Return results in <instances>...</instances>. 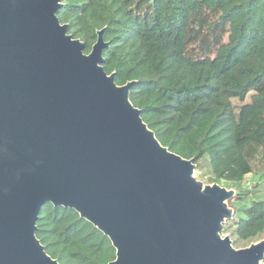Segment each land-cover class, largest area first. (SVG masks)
I'll list each match as a JSON object with an SVG mask.
<instances>
[{
	"label": "water",
	"instance_id": "water-1",
	"mask_svg": "<svg viewBox=\"0 0 264 264\" xmlns=\"http://www.w3.org/2000/svg\"><path fill=\"white\" fill-rule=\"evenodd\" d=\"M61 0H0V264H60L36 236L42 204L73 209L115 249L108 264H261L264 238L235 248L236 190L204 184L163 146L88 53Z\"/></svg>",
	"mask_w": 264,
	"mask_h": 264
},
{
	"label": "trees",
	"instance_id": "trees-1",
	"mask_svg": "<svg viewBox=\"0 0 264 264\" xmlns=\"http://www.w3.org/2000/svg\"><path fill=\"white\" fill-rule=\"evenodd\" d=\"M57 16L85 53L102 30L103 69L133 83L130 101L163 146L196 165L207 156L211 182L235 185L232 243L262 236L264 199L235 203L249 198L248 174L264 175V0H61ZM36 226L60 264L115 259L73 209L42 204Z\"/></svg>",
	"mask_w": 264,
	"mask_h": 264
},
{
	"label": "rangeland",
	"instance_id": "rangeland-1",
	"mask_svg": "<svg viewBox=\"0 0 264 264\" xmlns=\"http://www.w3.org/2000/svg\"><path fill=\"white\" fill-rule=\"evenodd\" d=\"M195 177L200 180L201 182H203L204 184H210L213 183L211 182L212 180V173H211V168H210V164H209V158L206 156L204 158H202L198 165H196L195 168V172H194ZM264 178V175L261 173H251L248 174L245 179L243 180V182L240 183L239 188H241L244 191H249V198H247L246 200L241 201V202H236L235 205L236 206H241L242 204H247L250 202L251 198H254L256 200H263L264 199V188H262V180ZM218 184L225 186L227 188H232L235 189V185L229 184L225 181H220ZM223 236L225 235H229V232H223L222 233ZM231 240H233V238L230 236ZM264 238V234L262 236H260L259 238H257L255 241L256 242L260 239ZM251 242V243H253ZM251 243H239V244H233V246L235 248H244L247 247L249 244Z\"/></svg>",
	"mask_w": 264,
	"mask_h": 264
}]
</instances>
